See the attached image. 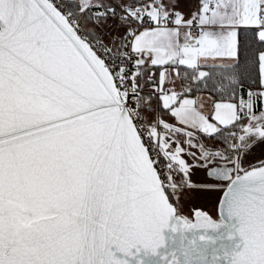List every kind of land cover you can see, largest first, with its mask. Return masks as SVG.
Here are the masks:
<instances>
[{
    "label": "snow or ice",
    "instance_id": "6c2138e0",
    "mask_svg": "<svg viewBox=\"0 0 264 264\" xmlns=\"http://www.w3.org/2000/svg\"><path fill=\"white\" fill-rule=\"evenodd\" d=\"M0 264H264V0H0Z\"/></svg>",
    "mask_w": 264,
    "mask_h": 264
},
{
    "label": "rangeland",
    "instance_id": "374dc122",
    "mask_svg": "<svg viewBox=\"0 0 264 264\" xmlns=\"http://www.w3.org/2000/svg\"><path fill=\"white\" fill-rule=\"evenodd\" d=\"M211 207V205H205V208Z\"/></svg>",
    "mask_w": 264,
    "mask_h": 264
},
{
    "label": "flooded vegetation",
    "instance_id": "af4514ba",
    "mask_svg": "<svg viewBox=\"0 0 264 264\" xmlns=\"http://www.w3.org/2000/svg\"><path fill=\"white\" fill-rule=\"evenodd\" d=\"M208 208H210V207H208Z\"/></svg>",
    "mask_w": 264,
    "mask_h": 264
}]
</instances>
